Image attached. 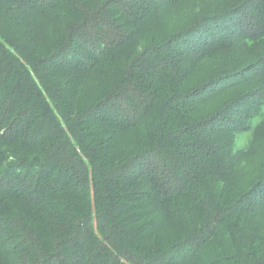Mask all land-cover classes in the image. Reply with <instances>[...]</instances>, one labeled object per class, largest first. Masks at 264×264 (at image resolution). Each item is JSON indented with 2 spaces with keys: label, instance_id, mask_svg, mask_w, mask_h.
<instances>
[{
  "label": "trees",
  "instance_id": "1",
  "mask_svg": "<svg viewBox=\"0 0 264 264\" xmlns=\"http://www.w3.org/2000/svg\"><path fill=\"white\" fill-rule=\"evenodd\" d=\"M257 143L264 0H0V264H264Z\"/></svg>",
  "mask_w": 264,
  "mask_h": 264
},
{
  "label": "rangeland",
  "instance_id": "2",
  "mask_svg": "<svg viewBox=\"0 0 264 264\" xmlns=\"http://www.w3.org/2000/svg\"><path fill=\"white\" fill-rule=\"evenodd\" d=\"M248 144H249V138H247L246 136L240 139L239 145H241L242 147L244 146L246 147ZM260 156H261L260 159H264V143H257L255 146L252 145L247 159H257Z\"/></svg>",
  "mask_w": 264,
  "mask_h": 264
}]
</instances>
